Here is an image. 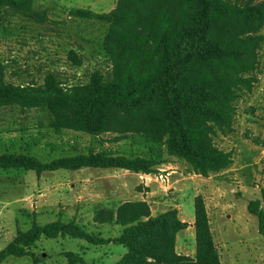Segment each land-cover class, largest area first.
<instances>
[{"label": "rangeland", "instance_id": "rangeland-1", "mask_svg": "<svg viewBox=\"0 0 264 264\" xmlns=\"http://www.w3.org/2000/svg\"><path fill=\"white\" fill-rule=\"evenodd\" d=\"M119 1L35 0V9L45 13L48 22L0 8V63L5 66L6 82L44 86L46 78L53 75L67 89L89 84L97 71L111 81L115 62L107 40L112 24L76 19L70 10L110 13ZM234 27L239 32L247 28L237 22ZM250 34L264 38V26ZM257 54L258 81L252 88L243 83L233 86L227 109L232 130L209 122L215 127L209 141L233 156L228 171L204 178L191 172L186 162L169 156L167 162L156 166V174L149 175L85 168L47 172L39 177L34 171L0 169V251L19 231L59 220L74 221L105 239L117 237L121 227L102 222L112 214L117 217L125 205L142 204L154 216L178 210L187 226L178 236L177 252L194 258L195 201L201 196L222 264H264V238L258 231V219L248 212L249 202L262 199L264 189V40ZM206 74L214 82L238 79L221 67ZM157 110L156 105L114 110L113 129L95 137L71 130L57 132L52 127L55 117L47 109L7 106L0 109V155H30L42 163L90 153L147 157L149 146L130 135L160 133L161 129L147 118ZM32 251L40 258L38 264H69V252L84 260L76 264H118L126 249L115 244L94 246L71 238L42 237ZM0 264L35 263L30 257H11Z\"/></svg>", "mask_w": 264, "mask_h": 264}, {"label": "trees", "instance_id": "trees-1", "mask_svg": "<svg viewBox=\"0 0 264 264\" xmlns=\"http://www.w3.org/2000/svg\"><path fill=\"white\" fill-rule=\"evenodd\" d=\"M34 4L35 0H0V8L48 22ZM70 16L112 24L107 43L115 62L113 79L106 81L97 71L89 84L67 89L53 75L46 78L44 86H18L6 82L5 66L0 63V109L11 105L47 109L55 117L52 127L57 132L71 130L96 137L113 129L114 110L156 105L158 110L147 118L161 132L130 135L149 146L147 157L90 153L42 163L30 155L7 153L0 155V169L34 171L39 177L85 168L149 175L167 162L166 156L186 162L191 172L204 178L232 167V154L209 141L215 129L209 122L232 130L227 109L233 86L243 83L252 88L258 81L257 49L264 38L250 33L264 26V0H120L110 13L73 8ZM235 22L247 28L239 32ZM219 67L238 79L214 82L206 73ZM261 192L262 199L251 200L248 212L258 219V231L264 238V189ZM135 206L125 205L117 217L112 214L102 222L121 227V233L109 239L74 221L34 224L27 232L19 231L0 251V263L11 257H30L38 264L40 258L32 249L45 237L122 246L127 252L118 264H222L201 196L195 201L194 258L177 252L178 235L187 226L178 210L153 216L145 205ZM66 257L69 264L84 262L71 252Z\"/></svg>", "mask_w": 264, "mask_h": 264}, {"label": "crops", "instance_id": "crops-1", "mask_svg": "<svg viewBox=\"0 0 264 264\" xmlns=\"http://www.w3.org/2000/svg\"><path fill=\"white\" fill-rule=\"evenodd\" d=\"M149 199V198H148ZM154 216V215H153ZM184 223H185V221H183ZM179 236V235H178ZM111 238H113V237H111ZM178 239V238H177ZM126 252H127V250H126ZM126 252L125 251H123V254L121 255V258H122V256H124L125 254H126ZM179 254V253H178Z\"/></svg>", "mask_w": 264, "mask_h": 264}, {"label": "built area", "instance_id": "built-area-1", "mask_svg": "<svg viewBox=\"0 0 264 264\" xmlns=\"http://www.w3.org/2000/svg\"><path fill=\"white\" fill-rule=\"evenodd\" d=\"M160 178L164 181V177L163 176H160Z\"/></svg>", "mask_w": 264, "mask_h": 264}]
</instances>
